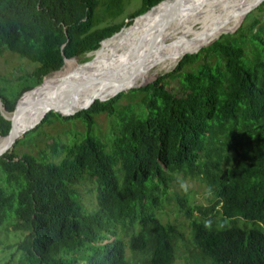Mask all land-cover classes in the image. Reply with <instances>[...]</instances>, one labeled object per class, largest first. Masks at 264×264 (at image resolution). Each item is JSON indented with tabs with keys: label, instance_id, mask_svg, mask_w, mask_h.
I'll return each instance as SVG.
<instances>
[{
	"label": "trees",
	"instance_id": "16d2710c",
	"mask_svg": "<svg viewBox=\"0 0 264 264\" xmlns=\"http://www.w3.org/2000/svg\"><path fill=\"white\" fill-rule=\"evenodd\" d=\"M126 1L0 0V54L8 49L31 63L0 75L5 109L44 75L65 70L64 56L101 48L103 38L161 3L141 0L115 21ZM253 10L248 25L129 88L127 97L139 96L134 105L96 98L73 114L48 111L42 123L54 114L85 128L43 148L45 132L28 137L40 123L0 154V250L8 251L0 264H171L179 254L183 264H264V22L248 17ZM258 22L262 32L253 30ZM168 77L179 92L167 88ZM102 112L110 115L106 137L94 132ZM9 128L0 112V133ZM20 144L29 151L18 153ZM192 176L212 193L205 206L183 189ZM90 179L96 194L86 203L78 184ZM171 196L189 218L188 237L157 215Z\"/></svg>",
	"mask_w": 264,
	"mask_h": 264
},
{
	"label": "bare ground",
	"instance_id": "6f19581e",
	"mask_svg": "<svg viewBox=\"0 0 264 264\" xmlns=\"http://www.w3.org/2000/svg\"><path fill=\"white\" fill-rule=\"evenodd\" d=\"M254 2L255 0H163L132 22L138 17L143 20L152 19L153 22L163 18L162 24L154 32L138 39L139 35L118 51V46L137 27H131V23L114 33L111 36L113 38L104 39V45L94 50H105V45L111 41L113 47L110 53L106 59L96 61L95 65L102 69L109 64L114 69L104 75H90V66L78 64L76 60H72L75 57L66 58L65 61L71 63L68 69L52 72L55 74L50 84L44 86L47 75L40 85L20 97L15 118H20L22 124L26 125L35 121L46 105L60 107L61 111L67 112L87 103L93 96L109 97L121 88L126 89L140 81L149 80L157 71L172 66L184 52L194 51L216 38L219 33L232 29L236 13L250 8ZM198 22L201 23L200 26L194 27ZM126 27L129 29L125 30ZM6 114L12 115L11 112ZM1 138L3 140L0 145L6 142L7 136Z\"/></svg>",
	"mask_w": 264,
	"mask_h": 264
},
{
	"label": "rangeland",
	"instance_id": "374dc122",
	"mask_svg": "<svg viewBox=\"0 0 264 264\" xmlns=\"http://www.w3.org/2000/svg\"><path fill=\"white\" fill-rule=\"evenodd\" d=\"M257 1H259V0H255L254 4ZM140 2H141V0H127L124 7H123L122 13L115 18V21L121 20L128 13L135 10L140 5ZM260 3H258L257 5H259ZM257 5L252 7L245 14H244V12L247 8L241 9L236 13L235 22L231 26V28H233V26L236 25L237 22H238L237 23L238 25L235 27L233 32H235L242 23H244L245 25H248L250 23V21L252 19L248 18L244 21V17L247 13H249L251 10H253ZM262 7H264V5H262ZM242 13L244 14V16ZM259 14L261 15L260 23H262V22H264V10H261V11L260 10H253V12L250 13L248 17H250V16H256L257 17V16H259ZM134 18H133V20H134ZM125 19H127V18H125ZM163 20L164 19L160 17L156 22H153L152 19L143 20L142 17H140L136 21V23L134 25H132V26H137V27L134 28L132 30V32L127 36L128 39L125 42H123L120 46H118V51L121 48L126 47V45L129 42L136 40L139 35H140V37L138 39L154 32L155 29L162 24ZM260 23L258 22L256 24V26L253 29L254 31L260 30L262 32V28H260V25H259ZM200 24H201L200 22L195 23L194 27L198 28L200 26ZM127 29H129V28H126L125 30H127ZM226 32L233 33L232 31H223L221 33H226ZM221 33H219L218 36ZM113 37H111V38H113ZM111 38L109 40H111ZM210 43H207L203 46H206ZM100 45H101V41H100ZM112 47H113V43H111V41H109L104 47L105 50L103 49V50L95 52L94 51L96 49L95 48L93 50L87 51L86 54H84V55L76 56L72 60H76L77 63L80 65L86 64V66H90L91 67V72L89 73L90 75H95V74L104 75V74H106L107 71L114 69V66H111V65L109 66V64H108L104 68L100 69V68L96 67L95 62L99 61L101 59H106V57L110 53ZM181 57H179L176 60V62L172 66H170L169 68L157 71L156 74L152 78H150L149 80H146L143 82L140 81L139 85H142V84L144 85V84L152 81L156 77H158L159 74H162L166 71L171 70L177 64L178 60ZM200 60H201V58L198 61H200ZM62 65H61V67H62ZM70 65H71L70 62H66V67H67L66 69H68L70 67ZM30 66H31V63L27 59L16 55V53H13L12 51H10L8 49L4 50L2 52V54H0V75L7 74V76H9V77H13V75L23 72L24 70H26ZM188 68H190V67L189 66L185 67V69H188ZM53 71H55V70H53ZM53 71L44 75L43 79L47 75L49 76L50 73L53 74L52 73ZM43 79H42V81H43ZM139 85H136V86H139ZM166 85H167L168 89H170L174 92H179V83L177 81V78L168 77V82ZM131 87L132 86H130L129 88H131ZM129 88L121 89L118 91V92H122V93H118L116 91V93L114 92V94L110 95L107 99L117 97L118 102L121 104L131 103L134 105V102L139 99V96L136 95L132 99L127 97L128 93H124V92H126ZM5 112L7 113V111H5ZM95 119H96V124L94 126V132L96 134L99 133L103 137H106L108 131L111 130V128H110L111 122H109L110 115L106 114L105 112H102V113L97 114L95 116ZM40 123H42V120L37 125H35V127H37ZM115 123H116V121H114V124ZM84 128H85V125L77 117L72 118V119L61 120V118L55 117L54 114H49V115H47L45 122L42 123L40 126H38V130L33 131L31 134H29L28 137L30 140V139H33V137H35L39 132H41V131H42V133L45 132L42 136V140L40 141L39 146H41L43 144V146H44L43 148H46L47 142L55 141V139H68L70 135L75 134L74 132H77V133L81 132ZM66 129H67V131H70V132L64 134L63 136L61 134H59ZM6 134L0 133V137L3 135H6ZM1 140H3V139L1 138L0 141ZM34 147H36V148H31V150L34 153H36L38 150V147L36 144L34 145ZM23 151H29V148H27V146L25 144H20L17 147V152L21 154ZM175 182H178V179H176ZM78 189L80 191L81 197L83 198V200L86 203H91L95 199L96 190H95V184L92 181V179H90V181H88V183H85V182L79 183ZM183 189L184 190L189 189L191 192V198L194 200L195 203H197L201 206L207 205L209 203V199L212 197V193L208 190L205 182L197 176L187 177L185 179ZM179 192H181V191H179ZM181 203H182L181 200L177 199L175 196H171L170 198L165 199L163 201L162 206H161L162 208L157 211V215L161 220L168 218L170 220L176 221L179 224V229L181 231V235L188 237L189 231H190V222H189V218H187L186 214L180 208ZM3 237H4V234L0 233V238L2 239ZM11 241H13V237L9 238L5 243H9ZM177 243L183 245L182 237L178 240ZM7 254H8L7 250L5 251V255L0 250V259L3 256L4 257L7 256ZM179 255H181V254H179ZM179 255L175 256V258L171 261V264H183V259Z\"/></svg>",
	"mask_w": 264,
	"mask_h": 264
},
{
	"label": "water",
	"instance_id": "95a60500",
	"mask_svg": "<svg viewBox=\"0 0 264 264\" xmlns=\"http://www.w3.org/2000/svg\"><path fill=\"white\" fill-rule=\"evenodd\" d=\"M160 1H162V0H160ZM159 1V2H160ZM260 2L261 1H263V0H259ZM257 2L256 4H254L253 6H251L250 8H248L247 10H246V12L248 11V10H250L252 7H254L255 5H257L258 3H260V2ZM157 4V3H156ZM156 4H154V5H152L149 9H151L153 6H155ZM149 9H147V10H149ZM146 10V11H147ZM146 11H144V12H146ZM144 12H142V13H144ZM245 12V13H246ZM142 13H140V14H142ZM244 13V14H245ZM139 15V14H138ZM137 16V15H136ZM135 16V17H136ZM123 27V26H122ZM121 27V28H122ZM120 28V29H121ZM119 29V30H120ZM235 29V28H234ZM234 29H230V30H227V31H234ZM118 30V31H119ZM117 32V31H116ZM116 32H114V33H116ZM113 33V34H114ZM112 34V35H113ZM218 37V36H217ZM216 37V38H217ZM107 38V37H106ZM105 38H103L102 40H104ZM215 39V38H214ZM213 39V40H214ZM102 40H101V42H102ZM213 40H211L210 42H212ZM209 42V43H210ZM205 45V44H204ZM203 46V45H202ZM201 46V47H202ZM200 48V47H199ZM198 48V49H199ZM198 49H196V50H194V51H186V52H184L181 56H183L185 53H189V52H196V51H198ZM180 56V57H181ZM72 57H76V56H70V57H67V56H64V61H63V63L65 62V59L66 58H72ZM61 67V66H60ZM59 67V68H60ZM57 70V69H56ZM44 77V76H43ZM43 79V78H42ZM41 82H42V80H41ZM40 82V83H41ZM40 83H38L37 85H35L34 87H37L38 85H40ZM136 85H139V84H136ZM136 85H132V86H136ZM33 87V88H34ZM32 89V88H31ZM31 89H28V90H26V91H29V90H31ZM122 89V88H121ZM121 89H119V90H121ZM119 90H117V92L119 91ZM26 91H24L20 96H19V98H18V100L16 101V104H15V106H14V108H13V110H11V111H8V110H6L5 109V107H4V105H3V103H2V101H1V99H0V112H1V114L4 116V117H6V118H8L9 120H10V128H9V130H8V133L5 135V136H7V140H6V142L5 143H3V144H1L0 145V154H3L4 152H6L7 150H11L12 149V147L14 146V143L16 142V140L20 137V136H22L28 129H30V128H32V127H34L35 125H37L42 119H43V117L45 116V114L48 112V111H51V110H54V111H58V112H60V113H62V114H73V113H75L76 111H78V110H80V109H82V108H84V107H87L94 99H96V98H99V99H106V98H108V96L107 97H104V98H101V97H97V96H93V97H91L90 98V100L87 102V103H85V104H83V105H80V106H78V107H75L74 109H72L71 111H67V112H63V111H61V108L60 107H56V106H47L46 105V107L45 108H43V110H42V112H41V114L38 116V118L35 120V121H33L32 123H29V124H26V125H24V124H22V120L20 119V118H15V116H16V113H17V109H18V105H19V103H20V97L26 92ZM116 93V92H115ZM5 111H7V112H11L12 113V115H7L6 113H5Z\"/></svg>",
	"mask_w": 264,
	"mask_h": 264
}]
</instances>
